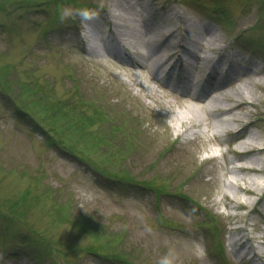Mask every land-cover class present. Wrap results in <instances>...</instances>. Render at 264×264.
<instances>
[{
    "label": "rangeland",
    "instance_id": "1",
    "mask_svg": "<svg viewBox=\"0 0 264 264\" xmlns=\"http://www.w3.org/2000/svg\"><path fill=\"white\" fill-rule=\"evenodd\" d=\"M115 1L0 0V258L159 264L167 255L171 264H234L242 253L229 226L263 193L264 172L232 170L241 166L232 152L240 140L232 146L234 130L221 133L217 148L210 133L219 117H204L197 102L161 89L140 68L84 54L105 34ZM140 1L156 27H175L177 16L165 19L180 11L197 32L220 31L213 49L235 43L237 61L253 56L259 84L240 80L254 105L235 113L264 147V0ZM131 3L132 12L142 9ZM64 8L95 13L94 39L78 16L60 20ZM186 105L203 123L176 125ZM249 178L260 183L254 195L240 188ZM263 214L250 223L264 238ZM201 237L206 248L193 241Z\"/></svg>",
    "mask_w": 264,
    "mask_h": 264
},
{
    "label": "bare ground",
    "instance_id": "2",
    "mask_svg": "<svg viewBox=\"0 0 264 264\" xmlns=\"http://www.w3.org/2000/svg\"><path fill=\"white\" fill-rule=\"evenodd\" d=\"M131 1L132 0H116L114 2L115 11H108V24L113 28L112 37L109 36V41L112 42L114 40L118 43V46L121 45L129 57L135 58L136 56L138 59L146 60L140 64L139 67L143 72L147 71L149 76L156 79V72L162 70V66L167 64L168 60L176 58L179 53H187L192 61L190 80L193 87H195L194 92L197 95L195 97L194 94H189V96L201 103L200 107L203 110L204 117H219L215 125H213L215 131L211 130V136L217 140V135L234 130L235 133H237L235 140L237 142L240 140L237 144V148L232 150V152L236 155L237 160L241 162V166L232 168V170L236 169L237 171L240 170L257 174L264 172V160L258 157L264 154V147L258 143V138L248 130L253 124H251L250 121L244 122L240 119L238 114L235 113V110H244L247 106L254 105L253 101L255 98L248 90L247 83L240 80V76H251L252 79H249L250 82L248 83L258 85L259 83L252 81L255 77L262 74L259 69L255 65H246L243 67L241 75L237 74L238 77L235 79L239 83L228 88L227 86H230L234 80L220 81L225 71L220 70L217 72L216 68L212 67L214 70V83L205 87H198L196 82V74L199 75L198 66L199 64L208 66V64L214 62V54L219 53L220 49H213V46H216V43L222 39L220 31L214 28L203 27L199 28L197 32L193 29L188 19H184L178 11L170 12L169 16L165 19L168 20L171 18V15L177 16L179 21L175 27H156L152 24L153 12L149 4L146 2L142 3L140 0H133L134 4L138 7H142V9L140 8V11L137 10L136 12H132L133 7ZM194 31L196 34L195 37L192 35ZM162 36L165 38L163 39ZM89 38L94 39L92 33L89 34ZM184 43L193 46V48L189 49L187 46L185 48L183 46ZM101 48L102 46H98L99 50ZM93 50L96 51V48H93ZM109 53L116 58L115 49H112ZM155 55H158V59L150 62V58H153ZM222 61L223 58H221V56L215 59V63L218 66ZM175 64H177V60L174 62V65ZM235 65L236 64H230L228 66L229 73H238V66L235 68ZM199 116L195 107L186 105L185 110L180 113V116L176 115L175 123L177 126L184 122H194V124L203 123L205 118H200ZM205 124L209 129H213L212 123L209 120L206 121ZM243 183L244 187L240 188L248 195L256 194L257 190L260 188V183L254 180V178H249L247 181H243ZM251 204L254 206V203L248 200L245 205ZM236 243L237 241L233 238L232 244Z\"/></svg>",
    "mask_w": 264,
    "mask_h": 264
},
{
    "label": "clouds",
    "instance_id": "3",
    "mask_svg": "<svg viewBox=\"0 0 264 264\" xmlns=\"http://www.w3.org/2000/svg\"><path fill=\"white\" fill-rule=\"evenodd\" d=\"M78 16L83 24H87L89 21L95 18V13L88 10V9H80L77 10L75 13L72 9L64 8L60 10V20L64 21L67 19L72 18L73 16ZM159 264H171V261L167 255L162 257L159 260Z\"/></svg>",
    "mask_w": 264,
    "mask_h": 264
},
{
    "label": "trees",
    "instance_id": "4",
    "mask_svg": "<svg viewBox=\"0 0 264 264\" xmlns=\"http://www.w3.org/2000/svg\"><path fill=\"white\" fill-rule=\"evenodd\" d=\"M63 105H64L63 107L68 106L67 104H63ZM126 180H128V178H126ZM126 180H125V178H122V179H120V180L118 181V183H125ZM115 182H117V181L115 180Z\"/></svg>",
    "mask_w": 264,
    "mask_h": 264
}]
</instances>
